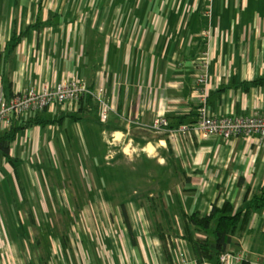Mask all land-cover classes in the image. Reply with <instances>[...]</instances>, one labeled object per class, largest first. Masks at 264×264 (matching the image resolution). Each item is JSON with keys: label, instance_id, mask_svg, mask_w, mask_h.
<instances>
[{"label": "crops", "instance_id": "obj_1", "mask_svg": "<svg viewBox=\"0 0 264 264\" xmlns=\"http://www.w3.org/2000/svg\"><path fill=\"white\" fill-rule=\"evenodd\" d=\"M15 2L20 17L40 15L54 24L29 31L7 56L13 32L0 39V93L6 82L15 94L75 79L93 89L105 87L115 111L110 124L100 121L97 102V110L54 106L4 124L7 130L15 121L37 116L59 120L32 124L12 144L32 198L30 208L39 213L35 221L0 218V264H198L183 236L187 223L182 213L207 215L226 200L241 209L247 195L251 199L264 186V138L135 135L117 118L145 122L165 114L175 126L182 118L195 120L202 101L193 80L208 27L213 39L206 69L207 113L264 115V0ZM210 8L212 24L206 16ZM127 148L137 152L136 159ZM76 156L75 163L112 160V177L122 178V185H110L108 176L101 175L88 183L78 172L68 177L54 169ZM143 163L156 169H140ZM144 176L157 186L137 184ZM126 178L135 180L127 185ZM16 188L20 191L14 167L0 157V198L7 200ZM56 193L64 200H53ZM73 194L82 197L74 200ZM32 226L37 233H28ZM233 242L230 252H242L250 264H264V207L240 225Z\"/></svg>", "mask_w": 264, "mask_h": 264}, {"label": "built area", "instance_id": "obj_2", "mask_svg": "<svg viewBox=\"0 0 264 264\" xmlns=\"http://www.w3.org/2000/svg\"><path fill=\"white\" fill-rule=\"evenodd\" d=\"M212 24L213 10L206 11ZM206 44L202 58L196 64L197 74L193 80V88L200 93L202 105L199 108L198 117L189 124L172 127L167 115L160 114L154 120L142 121L140 119H123L118 116V123H125L128 131L143 128L158 135L178 137L180 135L195 134L199 139L234 138L239 136H259L264 138V115H224L216 116L207 113V73L210 63L213 31L210 27L204 30ZM200 70V72H199ZM92 96L98 103L99 119L104 124L111 123V114L115 111L114 105L108 97L105 87L91 89L85 82L71 79L60 82L54 86L46 84L42 87H30L29 89L15 93L7 97L4 90L0 93V130L4 124L9 123L13 115H23L28 112H40L46 108L58 107L60 110H72L83 99ZM125 121V122H122ZM247 257L242 252L228 251L221 257L222 264H234Z\"/></svg>", "mask_w": 264, "mask_h": 264}, {"label": "trees", "instance_id": "obj_3", "mask_svg": "<svg viewBox=\"0 0 264 264\" xmlns=\"http://www.w3.org/2000/svg\"><path fill=\"white\" fill-rule=\"evenodd\" d=\"M39 10L41 11V4H39ZM47 25L48 23L42 20V17L38 15L34 23H30L29 25H27L24 31L19 32L17 29H15L12 33L11 39L6 44V56L14 52L15 48L21 43V41L29 33V31L35 29L40 32ZM11 86L12 84L10 82H6L4 86V92L8 98L14 95ZM96 102L97 101L92 96H88L85 100L83 99L82 101H80L78 105H80V109L86 108L89 111L97 110ZM47 109L49 108H46L45 110ZM68 116L72 117L74 120L80 119V117L76 114H69ZM15 117L19 116L13 115L11 121H13ZM195 120L187 121L182 118L181 121L178 122V126H175L173 124H171V126L179 127L182 124L192 123ZM57 121L59 120H42L37 116L34 121L31 120L28 122H23L21 124H18L15 121L14 123H11L7 130H0V157L14 167V172L18 181L20 191L23 195V199L26 202H29V195L22 178L20 167L17 163L18 159H16L11 153L12 144L17 140L19 132L25 128L30 127L32 124L48 125ZM155 136L157 137L163 135L156 134ZM248 197L249 195H247V198L245 199V205L241 209H237L234 204L226 200L222 204V206L214 204L211 212L207 215H202L198 211H184L182 213V217L187 223L185 226L186 233L183 236L192 245L198 264H205L206 262L222 264L221 257L222 255L227 253L233 245L234 235L237 229L241 224L244 225L249 220L251 214L254 211H258L264 207V186L260 187L251 199H249ZM124 212L126 214V219L129 222L127 211L125 210ZM191 228H194L196 232L201 233L203 237H196L193 232L194 230H192ZM160 236L164 241L166 240L165 233L162 230L160 231ZM167 252H169L170 254L169 249ZM242 264H250V262L247 260H243Z\"/></svg>", "mask_w": 264, "mask_h": 264}, {"label": "rangeland", "instance_id": "obj_4", "mask_svg": "<svg viewBox=\"0 0 264 264\" xmlns=\"http://www.w3.org/2000/svg\"><path fill=\"white\" fill-rule=\"evenodd\" d=\"M18 8H19V6L15 2V0H12V1L0 0V39H2V37H7L11 32H13L14 25L16 26V29L18 28L17 30H19L20 26L27 27V25H29L30 23H34V21L36 20V16L34 17L33 15H32V17H29V18L28 17H23V18L20 17V13L17 11ZM42 20H44L48 24H52V25L54 24L53 18H50V20L46 21V19L44 17H42ZM71 20L72 19H59L60 22H64V21L71 22ZM83 20H86V19H83ZM129 136H131L133 138L132 134ZM127 139H128V137H127ZM122 147H124V145H122ZM76 158H78V157L76 156L74 158H70L69 160H66V163L63 162L61 165L59 163H56V167L54 169H57V171L60 172L61 175H62V173H64L68 177L72 176L73 174L77 175V172H78V174L83 175L84 177H86V179H88L87 180L88 183L90 182V177L95 178V176L98 177L101 175L105 178L108 176V181H111L110 185H118L119 184L118 182H120V185H122V178H121V181H119L118 178L115 179V177H112L113 173H114L113 172V165L114 166L116 165L114 161H113L114 162L113 165H111L109 162L112 160H109V161L108 160H102V162H97V164H95V162L94 163H90V162H79V163L77 162V163H75L74 159H76ZM57 164H59V165H57ZM95 165H96V168H98V169H95ZM99 168H101V169H99ZM139 168L150 171L152 169H156V166L154 164H151V163H143V164L139 165ZM43 170L46 172L48 171L46 169H43ZM51 172H55V171L52 170ZM135 177H137V176H135ZM151 179L152 178H148V176L139 177V180H137V184H143L144 186H153V184H155V186H157V183L156 182L153 183L151 181ZM132 180H135V178H133ZM131 181L126 178L123 181V183L127 184V185H132ZM73 190H79V189L76 187L75 188L73 187ZM27 192H28V195L30 197V199L28 200L29 202H26L23 199V195H22L21 191L17 190V188L15 189V191H13V190L11 191L10 195L13 197L14 203L17 205V209H15V208L13 209L12 199L10 200V195H8V199L5 200V196H3L1 194L2 199L0 198V218L14 216L15 219L25 218V219H31L32 221H35L36 213H39V211H35L32 208H30L31 206L29 204L32 203L31 202L32 198L30 196L29 191H27ZM62 196H64V195H62V193H56V194L52 195V199L55 201L64 200V198ZM73 196H74V200H76V198L78 199V197L79 198L82 197V194H80V195H77V194L74 195L73 194ZM35 197H36V195H35ZM19 202H23V204H20ZM18 205H20V208H19L20 211L18 209ZM22 205H24V206H22ZM9 206H11V208H9ZM7 213H8V215H7ZM59 213L64 214L65 212L63 210H60ZM27 228H28V233H32V231L34 229H35V233H37V229L35 226L27 227ZM38 228H40V227L38 226ZM16 229H17V227H16Z\"/></svg>", "mask_w": 264, "mask_h": 264}, {"label": "water", "instance_id": "obj_5", "mask_svg": "<svg viewBox=\"0 0 264 264\" xmlns=\"http://www.w3.org/2000/svg\"><path fill=\"white\" fill-rule=\"evenodd\" d=\"M132 133L135 134V135H146V136H150V137H154V135H155L151 131L143 129V128L133 129Z\"/></svg>", "mask_w": 264, "mask_h": 264}, {"label": "bare ground", "instance_id": "obj_6", "mask_svg": "<svg viewBox=\"0 0 264 264\" xmlns=\"http://www.w3.org/2000/svg\"><path fill=\"white\" fill-rule=\"evenodd\" d=\"M129 154L131 155L132 159H136L137 158V152L135 150H130L129 148H127ZM130 167H134V166H130Z\"/></svg>", "mask_w": 264, "mask_h": 264}]
</instances>
